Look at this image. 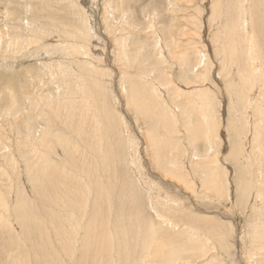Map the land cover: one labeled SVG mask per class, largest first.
I'll return each mask as SVG.
<instances>
[{
    "label": "bare ground",
    "instance_id": "bare-ground-1",
    "mask_svg": "<svg viewBox=\"0 0 264 264\" xmlns=\"http://www.w3.org/2000/svg\"><path fill=\"white\" fill-rule=\"evenodd\" d=\"M4 1L5 0H0V5H4L5 9L3 13H1L2 9L0 10V15L3 14L5 16L3 19H6L2 28H0V61H6L8 64L12 62L10 65L6 64L11 71V75L8 76V78L6 77L4 80V73H0V79L4 80V84H7L6 90L8 84H13L14 81L20 79L22 75L18 74L14 62L24 65V70L22 71L23 74L24 72L35 69H38L40 73H42L41 70H43V65L53 69L49 60H44L43 62L39 60V57L42 56L44 50L49 52L48 47H52L50 49L54 50L57 46H60L59 51L64 47L70 55L69 61H71L72 65L68 67L66 72H62V70L58 71L57 84L61 82L63 85L65 84L62 96L59 95L54 97L51 93L44 94L56 101V107L53 103L46 102L44 106L47 107V109H44L42 113L33 114L30 117L28 128L31 130L41 125L44 126L46 131L54 133L53 125L57 122L56 118H66L68 116L67 119L73 120L78 126H72L71 124H67V126L72 129L74 134L77 132L85 136L88 134L89 127L83 125L78 118L77 113L81 114V110L84 107L90 109L91 107H94L98 120L101 124L105 121L108 122L107 130L117 141L115 143L108 140L101 141L102 144L97 149H95L94 143L89 141L88 150L90 147L91 149L89 151L87 150V152L81 151L77 155V157L82 159L84 163L82 170H78L77 179L68 174L63 168H61V170L58 169V167L62 165L61 162L64 161V157L66 155H72V149L64 147V157H61L63 154L61 153L58 155V159H53L50 152V146L52 145L48 142V137L38 140V144L32 146L34 149L41 150L43 155L46 156L45 159L40 161V158L35 159L33 156L28 158L29 153L27 151L22 153V155L26 156L28 159L29 167L27 172L33 175L29 178V181L36 186L38 192H42L48 187V189L53 190L52 195L47 198L48 201H54V204L55 202H61L62 206L66 207L72 214L77 211H83L88 208V204L86 203L87 191L84 189L83 183L87 185L86 178L92 176L97 178L99 176L92 170V168H96L95 165L103 164L106 166L108 163H111L110 167L113 168L117 164L116 161L119 162L120 160L119 172H121V176H124L123 169L128 164L129 160L125 159V152H120L122 144L118 138L122 139V136H125L123 127L126 125V121L116 109H113L114 111L106 109L108 99H106V96L103 94L102 88L96 84L93 83L94 91L91 103L81 104L86 98V89H83L82 92L79 93L81 98L79 101L80 103H76L77 98L72 94L80 80L78 78V73L76 74V72H72L75 67L76 70L79 68L86 70L96 69V75L98 77L105 78L106 76L102 65L94 61V65L96 66L94 67L93 62L90 59L86 60V57L90 53V48H88L87 45L91 40L89 39L91 35L85 32L87 43L83 45L78 43V41H74L75 38H78L73 34L74 30L62 32L60 30L57 31L50 29L44 26L45 20H42L41 18H36V20H32L31 23L29 19L27 21L24 20L23 14H27L28 11H33V7L30 5L29 0H8L7 5H5ZM39 2L40 3L38 4L40 5L37 9L38 15L42 16V18L43 16L54 18V15L51 14L54 12V10H51V1L39 0ZM226 2L227 4L225 5V8L222 4L217 3L213 5V15L214 17L216 15L219 16V20L213 25L215 31L214 27L209 25V30L212 32L211 34L209 33L210 35L207 34V37L209 35L207 44L203 41L199 42L194 41V39H186L185 31L190 28V23L188 21H181V17L187 15H180L177 14V11H174V17L169 19V22L167 23L166 17L162 14V10L158 11L156 8L158 11L156 16L157 19H159L156 30L162 32L167 40V46L168 40L171 39V46L178 49H185L182 51L181 55L172 52L174 59L173 62H181L179 64L180 74L182 75L180 79L181 81H185V88L182 91L175 86L176 104L173 106V109L172 106H169V98H163L162 94L158 91H151V84L148 83L150 73L156 70L159 61V57L157 59L155 48L151 43V38L153 36L152 33L155 27L154 24L153 27L152 21L150 20L144 28L137 29L138 32H136L128 48L126 38L134 34L133 30L135 28H122L119 32L121 33L120 36H118V33L116 32H113V34L110 33V36H112L111 40L115 42V45L113 46L118 48V52H120L118 56L120 63V65H118L120 93H122L126 99V108L132 113L135 124L141 129L146 128L150 130L149 133L152 134L150 141L157 145V154L159 156L158 163L167 168H158V171L162 173L163 177L168 178L169 180L174 179L176 182L178 181L179 183H182L184 188L189 190L195 198L199 193L198 190L204 188V194L213 202L221 201L220 203H222L225 211H229V208H234L235 216L239 217L238 222L241 224L245 222V225L247 227L251 226L252 231H254L253 238L255 236V240H258L257 246L259 247V250L257 251H264V87H262L260 83V81H263L264 83V80H262L264 75V30L262 26L263 23L261 22V20L263 21L261 16L264 13V0H226ZM110 4L109 6H111ZM1 7L3 8V6ZM187 8L189 9L188 6ZM12 9L16 10V12L14 13ZM260 9L262 10V14ZM173 10H175L174 7ZM105 14L107 16L108 14L111 15L113 14V10L109 12L105 9ZM12 15L14 16L11 19L10 17H12ZM81 15H79V17ZM107 16L104 17L105 22L113 26V24L108 21L111 18ZM188 19H193V17H188ZM173 21L177 23V25L174 23L175 26L178 27L177 29L172 25ZM258 23H261L262 27L260 26L259 28ZM11 27H14L13 30L15 31V37L9 35V29H11ZM23 27L27 29L23 30ZM36 34H39L40 36L42 35V37L39 38L36 36L32 40L33 35ZM57 34L59 35L57 38L61 39V41H56V45L48 44V42L53 39H49V36ZM198 36L199 35L197 34L195 38L197 39ZM63 38H65L64 41ZM34 43L37 45L35 49L32 47L34 46ZM187 45H192L193 47L187 48ZM105 48L106 47H104V49ZM9 51H12V56H9V53H11ZM142 52L144 55L141 57L140 54ZM80 53L84 56L85 61L79 60L77 54ZM166 54L167 52H164V56ZM191 55H199L200 62L204 63L203 67L198 68L195 72H193L195 69L193 64L182 61V58H188ZM88 57L91 58L94 56H91L90 54ZM50 60L53 62L52 59ZM59 63L57 66L62 67V63ZM73 64L76 66H73ZM218 64H220V66H218ZM215 76L218 77V79H214ZM40 77L37 78V81H39ZM76 78H78V81L76 84H73ZM30 80L31 78L25 80V82ZM19 85L24 87L21 82H19ZM219 86L226 87L228 88L227 90L230 89V94L234 99L232 100L235 101L234 103L237 104V107H239L238 109L243 111L245 116L247 113V118L245 116L242 117L241 121L238 122L239 124L233 126V129L236 132L232 136V142H230L231 151L226 156V161L230 164L229 169L226 168V166L223 167L218 158L219 150L217 146L220 142H218L219 144H211L213 136L208 131L209 128L202 127L201 123L192 125V122L202 121L210 124L213 120L214 123L217 121L221 106L219 97L217 96V94L220 93L217 91V87ZM186 88L189 90L186 91ZM8 90L10 91V88ZM255 91H258V97H260V95L263 97H260L262 99L259 100L262 101V105L260 106L251 105L252 99L256 96ZM2 92H5V90ZM233 93H235L234 96ZM35 98H39V95L36 93L26 95L24 100L32 101ZM17 100L18 98L16 97L12 98L6 108L3 107L0 109L1 118H5L9 115H12L17 120L29 117L30 111L34 105L31 104L29 107H25V105H27V103H25L23 109H21ZM154 111L157 112L153 114ZM234 111H236V109ZM45 115H49V119H47ZM258 117L260 118L258 119ZM181 118H185L186 122H189L191 126L189 129L188 127L185 128L189 141H186L184 145L178 143L176 145V152L179 156L178 159L181 161V158L184 157L187 152L194 156L202 155V162L195 167L199 171L201 170L196 186H194L193 182L191 183L192 180L188 177L189 173L184 164L179 167L173 162L165 164L164 157L161 156L165 142L167 141L164 134L165 130L168 129V127H171L174 133L180 134L181 131L178 130V125L181 122ZM234 119L236 120V118ZM245 119H248V122L245 121ZM159 122L164 130L163 137L159 139L160 144L155 138L156 134L160 131V126L156 124ZM120 126H122V128H120ZM191 127L194 129V132ZM129 132L127 136L129 135ZM57 136L52 135L53 142L58 145L59 143L60 145L64 144L62 138L59 136V143H57ZM30 142H33V140ZM108 142L111 143V146L107 147V149L103 148ZM134 143L135 142L133 141L129 143L128 146V152L131 151L129 157H133V159H135V154L133 155V147L136 146ZM190 143L193 146L192 149L188 148ZM248 145L251 146L248 147ZM214 146H216L217 150L215 151V154H212L213 152L211 153L209 160L208 155L200 153L201 148L213 151ZM2 154L4 156L3 162H5L8 167L16 166L14 156L9 153V151L8 153L2 152ZM34 155H37V152H35ZM102 158H106V161H98V159L102 160ZM55 161L57 163H54ZM132 163L134 165V160ZM37 164H41V166H38L39 172L47 171V173L38 174L30 167V165ZM54 164L56 165L54 166ZM173 167L181 168L177 177L170 174L169 169ZM119 172L117 171L116 173L119 175ZM173 172L174 171H171V173ZM196 173L194 174L196 175ZM0 175H2L1 172ZM120 175L119 177L121 178ZM114 181L108 185V188L112 191H114ZM139 181L140 179L135 181V183H137V188ZM59 184H62L60 189ZM88 187L92 189L94 188L91 192H94L97 196H102L101 198L104 206L109 205V198L113 199L111 191L102 188L97 182L94 183L93 187L92 185ZM122 187L126 188L125 186ZM62 189L71 192V194L64 198L60 192ZM123 189H121V193L124 192H122ZM133 196L134 192H132L130 199L132 203L136 204H133L136 212L138 214H144L146 209L147 214L145 215L148 216V213H151L154 215L152 216L153 219H149L142 223L140 227L135 228L132 226L125 227V220L117 216L118 220L116 223L119 224V228L113 232L115 236L111 238L110 235L107 237L108 234H106L105 228H107L111 217H115L113 203H111V207H109L107 214L102 215L97 214V212L94 214L93 212V214L89 215V219H91L92 222L95 219L103 228V231L101 235L95 236L92 234L91 224L84 225L85 232L83 233V237L80 238L81 244L77 245L78 248L76 246V250L80 254L82 260H85L87 256L94 252L97 261L92 264H196L198 260L200 261L204 257L209 256L208 254L211 250L214 251V247H211V240H220L219 245H221L223 249L225 247L226 249L228 248L223 241L224 233L219 232L220 235H217V237L219 236L218 238L211 230L200 233L195 227H193L194 225L192 223L193 226L191 225V227L187 224H185L186 226H183L184 223L181 224L180 221L177 224L172 223V221L166 223L163 221V227H165V230L162 228L163 231H161L158 229L159 225L155 223V218L156 216H159L158 214L171 215L173 210L171 207L169 208L168 205L172 204V202L166 201L167 199H162V197V202H165L166 204L163 205L162 203L161 208L157 207L160 202H157V204L153 203V199L158 200L159 196H157V198H151L146 189H143L136 199L131 198ZM147 201H152V204H149L150 208H148L149 205L147 204ZM144 202L146 205H141ZM27 203L28 201L25 199L17 200L13 206H9L8 203H5V207L0 210V215L3 212L12 213L15 216V219L21 222V226L24 227L28 237H33L35 239L41 233V235L44 236V229L37 221H35V215L33 213L31 215L30 205ZM178 206L181 207V209L183 208L181 203L177 204V207ZM180 211L182 212V210ZM245 211L248 215H244L243 212ZM134 220L137 221L136 218ZM179 223L182 226L179 227ZM6 226H8V223L4 220H0V230H5L6 228L4 227ZM10 228L11 227H8V230ZM171 230L174 232H169ZM57 231H55V233L61 237L60 233H62L64 229L59 225ZM64 233L67 236H73L75 238L78 236L76 232H70V230H66ZM34 234H37V236L35 237ZM169 234L172 236H169ZM67 239H69V237ZM67 239L64 237L61 239V247L57 253L46 254V251H44L43 248L36 245L33 248L35 252H33L35 254L33 255V258L31 254L28 255V252H26L25 255H28L27 258L30 259H26L25 261V259H22L17 255L14 259H17L15 264H62L59 261V256L64 253L72 252L73 244ZM94 243H96L97 247L92 250ZM16 246L19 248L20 245L17 244ZM25 255L23 252V256ZM252 256L253 255L251 254L250 257ZM209 262L214 264V262L216 263V260L214 261L213 258H210V260H208V263Z\"/></svg>",
    "mask_w": 264,
    "mask_h": 264
},
{
    "label": "rangeland",
    "instance_id": "rangeland-1",
    "mask_svg": "<svg viewBox=\"0 0 264 264\" xmlns=\"http://www.w3.org/2000/svg\"><path fill=\"white\" fill-rule=\"evenodd\" d=\"M45 1H51L52 3L51 10H54V12H52L51 14L54 15V18H48L45 16H43L42 18V16H39L37 10L40 5L38 4L40 3L39 0L38 1L29 0L30 5H32L33 7V11H28L27 14H23L24 20L27 21L29 19L31 23L32 20H36V18H41L42 20H45L44 26L50 29H54L57 31L60 30L62 32H68L70 30H74L73 34L78 37L75 38L74 41H78V43H81L83 45L87 43V37L85 32L91 35L92 38L89 37V39L91 40L89 41V44L87 46L88 48H90L89 55L91 54V56L93 55L94 57L89 58L88 57L89 55L87 57L85 56L86 60L90 59L93 62V65H94V61L102 65V68L106 76L105 78L98 77L96 75V69L86 70L79 68L76 70L75 67L72 72L74 73L76 72V74L78 73L79 77L78 76L77 77L80 79L79 80L80 82L78 81V78L75 79V82L73 84H76L77 81L79 84L75 87L74 92H72V94L74 97L76 96L77 98L76 103H80L79 101L81 100V98L79 96V93H81L83 89H86V98L82 101L81 104L91 103L92 94L94 91L93 83L102 88L103 94L106 96V99H108L106 109H110L111 111H114L113 109H116V111H118V113L121 116H123L126 121V125H124L123 127V132L125 136H122V139L121 138L118 139L122 144V147L120 148V152L121 153L125 152L124 157H126L125 159L129 160V162L123 169L124 176H121L120 175L121 172H119V168H120V160H119V162L116 161L118 165L116 164L113 168L110 167L111 163H108V165L106 166H104L103 164L95 165L96 168H92V170L95 173H97L99 176L97 178H95L94 176L90 178H86V183L88 186L92 185L93 187L94 183L97 182L101 185L102 188H106V190L111 191L113 199L109 198L108 200L109 205L104 206L103 200L101 198L102 196H97L94 192H91V190H93L94 188L92 189L87 185H85L84 183H83L84 189H86L87 191L86 203L88 204V208L80 212L78 211L74 212V214H78V215H74L70 213L66 207L62 206L61 202H55L54 204V201L53 202L48 201L47 198L52 195L53 190H50L48 189V187H46L45 189L46 191L43 190L42 192H38L36 186L30 183L29 178L33 175L27 172L29 163L26 156L22 155L23 152L27 151L29 153L28 158H30V156H33L35 159L40 158L39 159L40 161L42 159H45L46 156L43 155V152L41 150H37L32 147L38 144L37 143L38 140L45 137H48V142L52 145L50 146L51 148L50 152H51V156H53V159H58V155L61 153H63L61 157H64V150H63L64 147L71 148L72 155L70 156L66 155L64 157V161L61 162L62 165L61 166L59 165L60 167H58V169L61 170V168H63L65 171L68 172V174L74 176L75 179H77L78 170H82V168L84 167V163L82 159L78 158L77 155L81 151L87 152L89 147L88 146L89 141L94 143L95 149L99 148V146L102 144L101 141L108 140L113 143L117 141L109 134L107 130L108 122L105 121L103 124H101V122L98 120L96 112L94 111V107H91V109L84 107L81 110L82 111L81 114L77 113V116L80 119V121L83 123V125L89 127L88 134L85 136L77 132L74 134L72 129L67 126V124H71L72 126L77 125V123H75L73 120H68L67 119L68 116L66 118H62V117L56 118L57 122L53 125L54 133H52L51 131L50 132L46 131L44 126L41 125L31 130L30 128H28L30 117L33 114L42 113L44 109H47V107L44 106L46 102L53 103L54 106L56 107L57 104L56 101L45 96L44 94L51 93V95H53L54 97L59 95L62 96V91H64L65 89V84L63 85L62 82L57 84L58 71L62 70V72H66L68 67L72 66L71 61H69L70 55L68 54L67 50H65L64 47L62 48V50H60L62 52L59 51L60 46L59 47L57 46L54 50L50 49L52 47H48L49 52L45 50H44L45 52L43 51L42 56L39 57V60L42 62L44 60L46 61L49 60L53 69L45 67L43 65L42 66L43 70H41L42 73H40L38 69H35L32 71L24 72L23 74L22 71L24 70L23 68L24 65H20V63L18 62H14L15 66L17 67L18 74L19 75L22 74V75L21 78L18 79L17 81H14L13 84H8L7 90H6L7 84H4L3 82L6 79V77L8 78V76L11 75L10 74L11 71L8 69L9 66L6 65L8 64V62L3 60L0 61V73H4L3 75L4 80L0 79V109H2L3 107L6 108L10 103L11 99L14 97L18 98L17 101L21 109H23L25 103H27L25 107H29L31 104L34 105L32 110L30 111L29 117L27 118L17 120L12 115H9L5 118L0 117V172L2 174L0 175V192H1L0 210L5 207L4 206L5 203H8L9 206H13V204H15L17 200L25 199L28 201L27 204L30 205L31 215L32 213L35 215V221H37L45 231L44 236L41 235L42 234L41 233L35 239L33 237H28L26 235V231L24 227L21 226V222L15 219V216L12 213L3 212L0 215V220H4L6 223H8V226L4 227L6 228L5 230L3 229L0 230V264H15L16 263L15 261L17 259L16 260L14 259L15 257H17V255L22 259H25V261L26 259H30L27 258L29 254H31L33 258V255H35L33 248L36 245H39L40 248H43L44 251H46V254L57 253L60 250L61 247L60 242L63 237L65 239L69 237V239L67 240H69L73 244V247H72V252L64 253L59 256V261L62 264H80V263L92 264L93 262L95 263L97 259L94 252H92V254L87 256L85 260H82L80 254L76 250V246L81 244L80 238L83 237V233L85 232L84 225L90 223L92 226V234L95 236L101 235L103 231V228L99 225V223L95 219L93 222L91 219H89V215L93 214V212L94 214L95 212H97V214H102V215L107 214L109 207H111V203H113L115 217H111V220L108 222L107 228H105L106 234H108L107 237H109L110 235L111 238L115 236L113 232H115L119 228V224L116 223L118 220L117 216L125 220V224H124L125 227L127 226H132L135 228L140 227L142 223H144L149 219H153L152 216H154L151 213H148V216H146L145 215L147 214L146 209L144 214L141 213L138 214L134 207V205L136 204L132 203L130 199L132 192H134V196L131 198L136 199L143 189H146L148 191L151 198H157V196H159L158 200L153 199V203L157 204V202H160L157 207L161 208V205L163 203L162 199H167L166 201L172 202V204L168 205L169 208L171 207L173 210V211L171 210L172 212L170 211L171 215L158 214L159 216H156L155 218L156 220L155 223L159 225L158 229H160L161 231H163V229L165 230V227H163L164 225L163 221L164 223L172 221V223L174 224H177L180 221L181 224L184 223L183 226H186L185 224L190 226L193 224L194 226L193 225L192 226L195 227V229L200 233H204V231L206 232L208 230H211L216 234V237L217 235H220L219 232L224 233L223 241L228 248L226 249L225 247L223 249V247L219 245L220 240L218 241L211 240L212 241L211 247H214V251L211 250L210 253L208 254L209 256L204 257L200 261L198 260L196 264H213L212 262L208 263V260H210V258H213L214 261L216 260V263L214 262V264H264V251H257L259 250V247L257 246L258 240H255V236L253 238L254 231H252L251 226L247 227L245 225V222L242 224L238 222L239 217L235 216L234 208L232 209L229 208V211H225L223 209L222 203H220L221 201L213 202L210 200L209 197H207L204 194V188L198 190L199 193L195 198L192 196L189 190L184 188V185H182V183H179L178 181L176 182V180L174 179L169 180L168 178L163 177L162 173L158 171V168L161 169L162 168L167 169V168L164 165H160L158 163L159 156L157 154V145L154 142L150 141L152 134L149 133L150 130L146 128L141 129L139 126L135 124L134 117H132L133 116L132 113L130 112V110L126 108V103H125L126 99L124 95L120 93V80H119V71H118V65H120L118 56L120 52H118L119 51L118 48L113 46L115 45V42L111 40L112 36H110L111 34H113V32L118 33V36H120L121 33L119 32L122 28H127V29L135 28L133 30L134 34L126 38L127 48H128L130 46L131 40L135 36L136 32H138L137 29L144 28L150 20L152 21V25L154 24L155 27L153 25L154 27L153 33L150 32L153 35L151 38V43L155 48V54L157 59L159 57V61L156 70L150 73V76L148 78L149 81L148 83L151 84V91H155V92L158 91L162 94L163 98H169V102H170L169 106H172L173 109V106H175L176 104L175 86L178 89H180V91H182L185 88V81H181L180 79V77H182L179 70L180 69L179 64L181 62L178 61L176 62L177 64L173 62L174 59L172 52L179 53L181 55L182 51H184L185 49L183 48L178 49L171 46L170 45L171 39L168 40V46H167L166 44L167 40L163 36L162 32L156 30L159 21V19H157L156 14L158 13L159 10H162V14H164L163 16L166 17L167 23L169 22V19H172V17H174L173 16L174 11H177L178 12L177 14L180 15L181 14L187 15L185 17H181V21H188L190 23V28L187 31H185L186 39L189 40L194 39V41H199V42L203 41L205 44H207L209 35L212 32L211 30H209L210 29L209 25L213 26L219 20V16L216 15L214 17L213 15V11H212L213 5L218 3V4H222V6L225 8V5L227 4L226 0H63V1L45 0ZM4 2L5 5L8 4L7 3L8 0H5ZM184 3L189 7V9ZM109 4L111 6H109ZM1 6H3V8ZM173 7L175 8V10H173ZM156 8L158 9V11L156 10ZM105 9L109 12L113 10V14L111 15L108 14L107 16L105 14ZM0 10L1 13L5 11L4 5H0ZM12 11L14 13L16 12V10L13 9ZM260 12L262 14L261 9ZM75 13L78 14L76 15ZM14 15H12V17L10 18L12 19ZM79 15H81L82 18L81 16L79 17ZM0 16H1L0 28H2L3 23L4 21H6V19H3L5 17L3 14ZM106 16L111 18L108 21L112 23L113 26L105 22L104 17ZM188 17L189 18L193 17V19H188ZM261 17L263 18V21L261 20V22L263 23L262 26L264 30V13ZM174 23L176 22L173 21L172 25L174 26L175 29H177L178 27L175 26ZM260 26L261 23H258L259 28ZM13 28L14 27H11V29H9V35L11 37L15 35V31L13 30ZM26 29L27 28L23 27V30ZM214 31H215V27H214ZM197 34L199 36L196 39L195 36H197ZM207 34H209L208 37ZM36 36H38L39 38L42 37V35L40 36L39 34H36L33 35L32 40ZM58 36H59L58 34L50 35L49 39L50 38L53 39H51V41H49L48 44L50 43L56 45L58 40L61 41V39L57 38ZM64 39L65 38H63V41ZM33 45L34 46L32 47H34L35 49L37 45L35 43ZM104 47L106 48L104 49ZM192 47H193L192 45H187V48H192ZM12 51H9L11 52L9 53V56H12ZM164 52H167L165 56H164ZM143 55L144 53L142 52L140 56L142 57ZM77 56L79 60L85 61L84 56L81 55V53L77 54ZM50 59H52L53 62ZM182 61H186L193 64L195 67L193 72H195L198 68H202L204 65V63L200 62L199 55H191L188 58H182ZM58 63L59 64L62 63V67L57 66ZM74 65L75 64H73V66ZM218 66H220V64H218ZM94 67L96 66L94 65ZM38 77H40L39 81H37ZM30 78H31L30 81L25 82V80H29ZM214 79H218V77L215 76ZM262 80H264V75L262 77ZM19 82H21L24 85V87H21L19 85ZM260 83L262 87H264L263 81H260ZM102 86L104 87V89ZM9 88L10 91L8 90ZM227 89L228 88L223 86L217 87V91L220 92L219 94H217V96L219 97L220 105H221L219 109L220 113H218L217 121L214 123L213 120L212 123L210 124L209 123L207 124L206 122H202V121L192 122V125L201 123L202 127L209 128L208 131L213 136V140L211 141V144L214 143L217 144L218 142H220V144L218 143L219 145L217 146L219 150L218 158L220 159L223 167L226 166V168L229 169L230 164L226 161L227 159L226 156L231 151L230 142H232L233 140L232 136L236 132L233 129V126L239 124L238 122H240L242 117L245 116V113L240 109H238L239 107H237V104L234 103L235 101H233L234 99L230 94V89L229 90ZM4 90L5 92H2ZM185 90L187 91L189 89L186 88ZM35 93L39 95V98H35L32 101L24 100L26 95L35 94ZM255 93L256 96H254V99H252L251 105L260 106L262 105V101L259 100H262L261 98L263 97H261L262 95H260L261 98L258 97L259 95L258 91H255ZM234 94L235 93H233V96ZM235 109L236 111H234ZM156 112L157 111H154L153 114H155ZM115 116L118 117L117 115ZM45 117L49 119V115H45ZM245 117L247 118V113ZM234 118H236V120ZM259 118L260 117H258V119ZM247 120L245 119V121ZM180 121L181 122L178 125L179 129L177 128L179 131H181L180 134L174 133L171 127H168V129H166L164 132L160 122L156 123L157 125L160 126V131L156 134L155 138L158 140V143L160 144L159 139L163 137V132H164L167 141L165 142V146L163 152L161 153V156L164 157V160L166 162L165 164L169 162H173L174 164L178 165L177 167L184 164L186 170L189 173L188 177L192 180L189 181H191V183L193 182L194 186H196L201 170L199 171L195 167L202 162L201 160L202 155L194 156L191 155L189 152H187L184 155V157L181 158V161L178 159L179 156L177 155L176 152V145L177 143L180 145H184L186 141H189L185 128L188 127L189 129V127L191 126L189 122H186L185 118H181ZM20 124L22 125V127ZM120 128H122V126H120ZM192 130L194 132L193 128ZM128 132L129 135L127 136ZM52 135H56V136L58 135L60 138H62L64 144L60 145L58 136H57V143H59V145L54 143L52 140ZM31 140H33V142H30ZM133 141L135 142L134 144L136 145L133 147V155L135 154V159H133V157H129L131 151L128 152L129 143ZM110 142H108L107 145H104L103 148L107 149V147L111 146ZM250 146L251 145H248V147ZM192 147L193 146L190 143L188 148L192 149ZM216 150H217L216 146H214L213 151L207 149L204 150L201 148L200 153L208 155V160H209L211 153L213 152L212 154H215ZM8 151L14 156L16 163L15 167H8L7 164L3 162L4 156L2 152L8 153ZM30 151H34V152H30ZM35 152H37V155H34ZM133 160L135 162L134 165L132 163ZM98 161H106V158H102V160L98 159ZM87 162H91V161H87ZM54 163L57 162L55 161ZM55 165L56 164H54V166ZM38 166H41V164L30 165V167L34 169V171L38 174L47 173V171L39 172ZM176 168L173 167L169 169L170 174H173L175 177H177L179 175V172L181 171V168H177V169ZM194 169L197 171H195ZM117 171L119 172L121 178L116 173ZM171 171L174 172L171 173ZM194 173H196V175ZM139 179L140 181L138 182V188H137L136 187L137 183H135V181ZM113 181H114V185H113L114 191L108 188V185L113 183ZM61 186L62 184H59V189L61 188ZM122 186H125L126 188ZM121 189H123L122 190V192L124 191L123 193H121ZM60 192L64 198L71 194V192L65 189L60 190ZM147 202L148 205L152 204V201L151 202L147 201ZM178 202L181 203L183 207L182 209L179 206L177 207V204H179ZM144 204L145 202L141 205ZM165 204L166 203L164 202L163 205ZM148 208H150V205L148 206ZM180 210H182V212ZM243 213L244 215H248L246 211ZM135 218L138 222L134 220ZM181 224L178 226L179 227L182 226ZM59 225L62 227V229H64V231L70 230V232H76L78 236L76 238L73 236H67L64 233V231L60 233L61 237L58 236V234L55 233V231L58 230ZM8 227L11 228L8 230ZM169 232H174V231L171 230ZM34 236L36 237L37 234H34ZM169 236L172 235L169 234ZM15 244L16 245L19 244L20 245L19 248ZM95 247H97L96 243H94V245L92 246V250H94ZM23 252L24 255L26 254V252H28V255L23 256ZM251 254L253 255L252 257H250Z\"/></svg>",
    "mask_w": 264,
    "mask_h": 264
}]
</instances>
